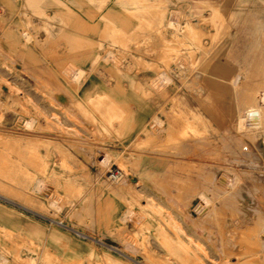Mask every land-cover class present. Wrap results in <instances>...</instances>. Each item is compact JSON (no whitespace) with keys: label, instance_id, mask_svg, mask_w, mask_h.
Returning a JSON list of instances; mask_svg holds the SVG:
<instances>
[{"label":"rangeland","instance_id":"1","mask_svg":"<svg viewBox=\"0 0 264 264\" xmlns=\"http://www.w3.org/2000/svg\"><path fill=\"white\" fill-rule=\"evenodd\" d=\"M62 1L0 0V264H264V2Z\"/></svg>","mask_w":264,"mask_h":264},{"label":"crops","instance_id":"2","mask_svg":"<svg viewBox=\"0 0 264 264\" xmlns=\"http://www.w3.org/2000/svg\"><path fill=\"white\" fill-rule=\"evenodd\" d=\"M28 1L31 2V3H35L37 5V8L39 9V3L44 1V0H28ZM53 1L60 3L62 6H64L67 9V11L69 13L76 14V18L79 19V22H80L81 25H84V26H85V24L89 25V21L91 20V21H94V23H95V25L93 27V28H95L94 30H97L98 32H104L105 30H107V27H104V28L102 27L101 20L102 19H106V17H108L109 14L107 16L105 14H102V13L98 15L97 12L95 13V11L91 12L88 6H86V8L83 9L81 11V14H80L79 12H76L70 6L65 4L62 0H53ZM89 1L95 2V0H89ZM248 1H250V0H248ZM257 1H263L264 2V0H257ZM118 3L123 5L122 0H118ZM123 6H125V5H123ZM98 9H100V8H98ZM112 11H114V10H112ZM115 12H117V11H115ZM201 12L202 11H199V14ZM91 21H90V23H91ZM190 23H192V22L190 21ZM91 24H93V23H91ZM195 27L197 28V30H199V28L197 26H195ZM216 28H217V26H216ZM113 29H115V28H113ZM7 34L8 35H12L13 34L12 28H8L7 29ZM235 36H236V34L235 35H231V39H230L231 40V42H230L231 44H232V42H233L232 40L235 38ZM250 38H251V41L245 45L246 48H247L245 50L246 52H248V51H250V52L253 51L254 52V50H256V49L264 50V22L261 19H256L253 22V27H252L251 32H250ZM250 47H251V49H250ZM12 53H13V56H14V54H17V56L22 57V60L24 61V65H25V63L26 64L30 63L35 58L34 52L28 46H26L25 52L12 50ZM12 53H11V56H12ZM259 58H261V56L258 57V59H257L258 62H260ZM259 68L260 67H259L258 63L257 64H253V65L249 64V66L245 67V70L248 71V73H246V80H245L246 83H250V82L254 81V78L256 76V73L254 71L259 69ZM240 69H241V67H240ZM223 70H225V69L223 68ZM223 70H220V71H223ZM75 77H76V79H80L81 74L79 72H77L75 74ZM226 82H230V84H231L232 81H231V79H224V83L222 82V83L218 84V83H216L214 81L211 84L214 85V86L215 85L219 86L223 90H228ZM157 100H158L157 98H154L155 106H154V108L152 110V113H151V119L156 115V113L158 111V107H157L158 106V101ZM151 119H150V121H151ZM150 121H147L146 120V116L144 114H142L141 115V121H140L141 129L143 130L149 124ZM255 243H256V241H251V245L253 246V248L255 246Z\"/></svg>","mask_w":264,"mask_h":264},{"label":"bare ground","instance_id":"3","mask_svg":"<svg viewBox=\"0 0 264 264\" xmlns=\"http://www.w3.org/2000/svg\"><path fill=\"white\" fill-rule=\"evenodd\" d=\"M4 17V14H1L0 15V18H3ZM237 81V80H236ZM240 89V88H239ZM261 98H262V101L264 102V95L263 96H261ZM247 118L250 120V121H255V122H257L258 121V119H263L264 118V110H262V109H260V108H258L257 110H254V111H250L248 114H247ZM198 128V127H197ZM182 130V129H181ZM184 130V129H183ZM182 130V132H181V136H180V134H178L179 136V138H180V141H182V140H185L186 138L188 139L189 137H190V135H191V133H189V129L188 130H184L183 131ZM196 131H198V130H196ZM178 138V139H179ZM192 138V137H191ZM186 139V140H187ZM190 139V138H189ZM219 182H220V185L221 186H224V187H226L227 186V184H230L229 183V181L227 182V178H225V177H221V179L220 180H218ZM232 185V184H231ZM233 187V186H232ZM199 209V210H198ZM197 209V211L199 212V214H202V213H204L205 212V210H206V206L205 205H200V208H198ZM61 224V223H60Z\"/></svg>","mask_w":264,"mask_h":264}]
</instances>
